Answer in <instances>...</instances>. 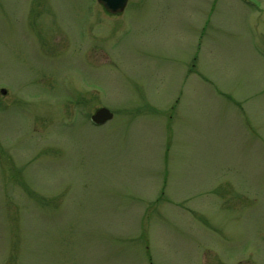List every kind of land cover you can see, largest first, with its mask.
Instances as JSON below:
<instances>
[{
  "label": "rangeland",
  "instance_id": "obj_1",
  "mask_svg": "<svg viewBox=\"0 0 264 264\" xmlns=\"http://www.w3.org/2000/svg\"><path fill=\"white\" fill-rule=\"evenodd\" d=\"M0 264H264V0H0Z\"/></svg>",
  "mask_w": 264,
  "mask_h": 264
},
{
  "label": "water",
  "instance_id": "obj_2",
  "mask_svg": "<svg viewBox=\"0 0 264 264\" xmlns=\"http://www.w3.org/2000/svg\"><path fill=\"white\" fill-rule=\"evenodd\" d=\"M106 12L116 14L121 12L127 0H96ZM113 116V113L106 107L97 108L91 115L90 120L95 125H102L109 121Z\"/></svg>",
  "mask_w": 264,
  "mask_h": 264
}]
</instances>
